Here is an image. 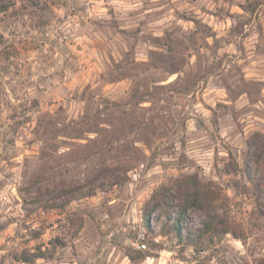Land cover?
<instances>
[{"label": "rangeland", "instance_id": "obj_1", "mask_svg": "<svg viewBox=\"0 0 264 264\" xmlns=\"http://www.w3.org/2000/svg\"><path fill=\"white\" fill-rule=\"evenodd\" d=\"M5 1L0 264L264 257V194L244 167L264 137V0ZM186 175L242 239L188 245L160 207L146 222L152 192Z\"/></svg>", "mask_w": 264, "mask_h": 264}, {"label": "trees", "instance_id": "obj_2", "mask_svg": "<svg viewBox=\"0 0 264 264\" xmlns=\"http://www.w3.org/2000/svg\"><path fill=\"white\" fill-rule=\"evenodd\" d=\"M7 7V2L0 0V12L5 11ZM247 145L249 151L244 166L246 177L254 187L256 196L261 198L264 194V137L259 135L258 141L252 139ZM216 200L217 193L201 183L197 175H186L177 179L174 184L162 185L152 192L144 210L145 220L147 222L152 211L160 207L173 233L179 240L184 238L188 245H193L196 239L206 237L212 239L225 233H231L234 237L242 239L231 222L218 213ZM190 206L200 209L203 213L201 223L196 228L187 222ZM145 246L143 242L142 248ZM239 264H264V257L253 258V260L243 258Z\"/></svg>", "mask_w": 264, "mask_h": 264}, {"label": "built area", "instance_id": "obj_3", "mask_svg": "<svg viewBox=\"0 0 264 264\" xmlns=\"http://www.w3.org/2000/svg\"><path fill=\"white\" fill-rule=\"evenodd\" d=\"M143 234L142 235H140V239L139 240H137V242H136V245H137V247L138 248H140V247H143Z\"/></svg>", "mask_w": 264, "mask_h": 264}]
</instances>
